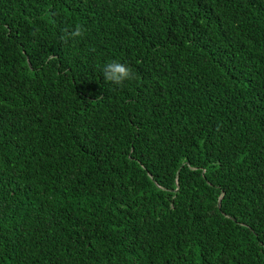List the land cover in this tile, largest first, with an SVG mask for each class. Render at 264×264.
Masks as SVG:
<instances>
[{
	"label": "trees",
	"instance_id": "16d2710c",
	"mask_svg": "<svg viewBox=\"0 0 264 264\" xmlns=\"http://www.w3.org/2000/svg\"><path fill=\"white\" fill-rule=\"evenodd\" d=\"M0 264H264V0H0Z\"/></svg>",
	"mask_w": 264,
	"mask_h": 264
},
{
	"label": "clouds",
	"instance_id": "9594fccd",
	"mask_svg": "<svg viewBox=\"0 0 264 264\" xmlns=\"http://www.w3.org/2000/svg\"><path fill=\"white\" fill-rule=\"evenodd\" d=\"M84 31L85 30L80 25H77L74 29L64 28L60 36V41L63 44H68L69 41L75 42L77 38H82L84 36ZM36 34V32L32 33L33 36ZM101 72L107 83L120 87L124 86L126 82L136 79V74L133 69L128 64L118 60H112L104 64L101 68Z\"/></svg>",
	"mask_w": 264,
	"mask_h": 264
}]
</instances>
